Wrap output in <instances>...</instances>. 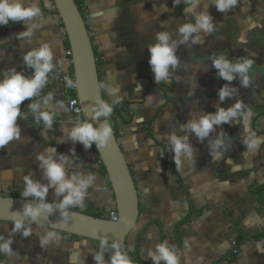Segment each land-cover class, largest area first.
<instances>
[{"label":"crops","instance_id":"obj_1","mask_svg":"<svg viewBox=\"0 0 264 264\" xmlns=\"http://www.w3.org/2000/svg\"><path fill=\"white\" fill-rule=\"evenodd\" d=\"M81 1L100 62L102 96L116 107L117 140L138 196V218L126 249L134 246L138 232L146 228L139 254L148 264H155L149 252L165 242L177 254L179 264H264V233L241 243L239 254L232 253L231 245L238 230L245 234L264 230V202L252 191L264 184V0H238L226 13L219 12L213 0H200L195 11L211 14L214 31L201 30L187 41L179 28L195 23V16L185 13V0L179 5L174 0ZM29 3L41 8L42 17L34 21L41 27L34 29L29 40L20 38L27 30L23 22L0 25V80L13 68L31 77L34 69L26 66L23 57L45 42L52 45L56 68L40 95L21 105V139L0 149V194L23 193L25 175L48 185L37 156L55 147L57 158H68L69 175L97 177L84 206L76 208L108 214L116 209L115 201L100 161L65 131L81 121L68 110L60 81L69 65L61 20L51 0H24L25 6ZM160 32L169 34L179 65L169 68L170 82L158 84L149 63V46L157 42ZM197 37L201 42L193 43ZM221 57L232 64L253 62L248 87L242 86L238 73L231 82L219 76L215 60ZM224 87L232 94L221 101L219 93ZM50 94L53 98L45 108L44 100ZM237 102L243 104L238 115L215 125L203 140L187 130L193 119L215 114L219 108L227 110ZM31 103H40L41 111L54 115L51 129L37 122ZM172 135L187 137L191 146L190 155L182 154L179 168L170 143ZM62 199L49 187L47 202L58 204ZM191 206L199 213L180 226L177 238L175 224ZM28 230L31 235L25 237ZM49 233L54 235L45 243ZM8 241L12 253L0 252V264H96L94 257L101 251L105 264H110L114 253L113 242L102 250L97 240L26 224L14 231V222L0 221V245Z\"/></svg>","mask_w":264,"mask_h":264},{"label":"clouds","instance_id":"obj_2","mask_svg":"<svg viewBox=\"0 0 264 264\" xmlns=\"http://www.w3.org/2000/svg\"><path fill=\"white\" fill-rule=\"evenodd\" d=\"M176 5H179L180 0H174ZM187 7L185 13H192L195 16V23L182 24L179 32L184 41L192 37L193 33H199L203 30L206 33L214 31L213 18L211 14L205 10L196 13L195 9L199 5L200 0H185ZM217 10L221 13H226L231 7L237 5L238 0H213ZM47 7H51L46 3ZM42 17V10L38 3H29L27 6L24 0H0V25H8L12 22H23L27 26V30L20 33V38L31 39L33 31L40 24L34 23ZM157 42L149 46L150 66L155 73V80L159 84L161 82H170L169 68H175L179 65V60L176 55L175 45L170 44V36L167 32H160L157 34ZM201 42L197 37L193 43ZM24 61L28 68L34 69L31 77L18 72L15 68L4 72V78L0 80V149L5 148L13 141L21 139V128L18 120L22 117L21 105L26 100H35L40 95L42 90L48 84L49 75L55 70L54 64L55 56L52 45L48 42L42 43L40 47L28 51L24 55ZM63 62H61L62 64ZM251 60H244L232 64L223 57L215 60V67L219 70V76L226 81H233L234 74L238 73L242 78V86L248 87L250 84L249 71L252 68ZM69 88L77 87L72 79L66 80ZM139 91V89L137 88ZM118 91V89H113ZM231 90L224 87L220 90V100L223 101L231 95ZM51 94L45 98L44 106L49 107V101L52 100ZM32 113L37 114V122L43 121L44 125L51 129L54 123V115L49 111H41L40 103H31L29 105ZM243 108V104L237 102L233 107L225 110L219 108L215 114H207L201 116L198 120L193 119L187 125V130L194 132L196 136L203 140L213 130L214 126L229 122L232 117L238 115V110ZM95 113L94 119L99 121L101 116L108 117L112 112V107L102 102L100 99L94 101V105L90 109ZM67 135L73 142H79L84 145L86 150H90L93 143L96 144L97 149L101 150L107 147L113 139V130L109 126L107 119L95 127L93 123L83 122L77 123L70 131L65 130ZM170 143L175 153V165L177 168L181 164V156L185 152L191 154V146L187 143V137L181 138L176 135L170 137ZM46 153H40L37 156L39 166L43 170L44 177L48 181V185L41 184L35 181L31 175L23 177L24 183V197H33L40 201L36 206L27 204L23 213L15 212L12 214L14 222V231H20L24 227V218L30 217L33 221L38 220L42 214H51L57 209L61 213L60 224L66 225L74 213L71 215L68 212L69 208L83 207L84 202L88 197V189L93 186L97 177L91 173L87 176L82 173H73L69 175L66 165L69 163L66 156L60 155L57 158L55 147L46 149ZM73 154H75L73 152ZM49 187L55 189L58 197L63 199L53 206L47 203V194ZM115 220V218H114ZM124 223L126 221L122 220ZM31 235V230L25 231L24 236ZM54 233H49L45 238L46 243ZM101 249L108 247V238L100 240ZM111 248L114 253L111 256L110 264H133L132 258L127 252L123 251L122 243L119 238L112 243ZM0 252L6 254L12 253L11 241L0 245ZM149 256L155 261V264H160V261H166V264H179V258L175 251L171 249L168 244L161 243L156 247V251L149 252ZM96 264H105L103 251L96 254L94 257Z\"/></svg>","mask_w":264,"mask_h":264},{"label":"water","instance_id":"obj_3","mask_svg":"<svg viewBox=\"0 0 264 264\" xmlns=\"http://www.w3.org/2000/svg\"><path fill=\"white\" fill-rule=\"evenodd\" d=\"M52 2L63 24L70 46L74 80L78 85L76 94L82 109L81 123L90 122L98 127L107 119L112 128L109 117L101 116L99 121H96L94 119L95 113L90 110L95 100L100 99L102 102L104 100L95 54L85 20L74 0H52ZM94 145L97 149L95 143ZM97 152L111 185L117 211L115 220L89 215L69 208L70 217L73 213L74 215L66 225L59 223L61 213L58 209L51 214H42L36 221L27 217L24 218L23 222L26 225L45 227L91 240L100 241L103 238H108V242H115L119 238L123 251L127 252L125 240L134 229L139 213L138 196L133 176L114 131L111 143L101 150L97 149ZM39 203L40 201L31 197L0 194V221L13 222V213L20 212L22 214L27 204L36 206ZM47 203L53 204V206L57 204ZM122 220L126 222L124 223Z\"/></svg>","mask_w":264,"mask_h":264},{"label":"trees","instance_id":"obj_4","mask_svg":"<svg viewBox=\"0 0 264 264\" xmlns=\"http://www.w3.org/2000/svg\"><path fill=\"white\" fill-rule=\"evenodd\" d=\"M52 1V0H51ZM76 5L78 6L80 12H81V15L83 16V18L85 19V14H84V11L82 9V1L81 0H74ZM55 13H57V11L55 10ZM61 23V27L63 28L64 30V27H63V24L62 22ZM63 43H64V48L65 50H68L70 49V46H69V42H68V39H67V36L64 32V38H63ZM94 50V49H93ZM95 54V59H96V67H97V72H98V77H99V82H100V73H99V65H100V62L97 58V55L96 53L94 52ZM68 70H70L71 72L73 71V67H72V63L69 62V65H68ZM62 90L64 91V94H65V97L66 98H69V97H73L75 96V92L70 90L68 88V86L66 84H63L62 85ZM104 100V98H103ZM105 102V101H104ZM111 107H112V112L109 114V120H110V123H111V126L113 128V131H114V134L116 136V138L118 139V131H117V127H116V123H115V116H116V107L115 105L113 104H109ZM91 150L92 152L94 153V155L96 156V158L100 161V158H99V155H98V152H97V149L93 143L92 147H91ZM164 161L166 162V157L164 156ZM168 165V164H167ZM169 167H171V165H169ZM100 170H101V173L103 174V176L107 177V174H106V171H105V168L104 166L102 165V163L100 162ZM132 174V173H131ZM109 183V181H108ZM109 188L111 189V185L109 183ZM112 190V189H111ZM257 196H258V199L259 201L261 202H264V184L263 185H260V186H257L255 188H253L252 190ZM10 196H14V197H24L23 196V193L19 192V191H15V192H12L11 194H9ZM72 209H75L77 211H81V212H84L86 214H89V215H93V216H98V217H106V218H109V214H107L105 211H92V210H89V209H77V208H72ZM116 211V209H115ZM199 213V211L197 210H194L192 208V206L190 207V210L189 212L184 216L182 217L176 224H175V227H174V233H175V236L178 238V230L180 228L181 225H183L184 223L190 221L192 219L193 216L197 215ZM146 228H144L143 230H141L140 232H138L136 238H135V242H134V246L131 248V249H128L127 250V253L128 255L132 258L133 260V264H148L146 263L141 257H140V254H139V245H140V237H141V234L143 233V231L145 230ZM133 232V230L128 234V236L126 237V240H125V246L127 248V244H126V241L127 239L129 238V236L131 235V233ZM264 233V230L262 231H258V232H255L253 234H245L242 230H238V235L236 237V246L238 248V246L243 243L246 239H249V238H258L260 235H262ZM71 236H74L76 237L75 235H71ZM162 240L164 241V236H162Z\"/></svg>","mask_w":264,"mask_h":264},{"label":"built area","instance_id":"obj_5","mask_svg":"<svg viewBox=\"0 0 264 264\" xmlns=\"http://www.w3.org/2000/svg\"><path fill=\"white\" fill-rule=\"evenodd\" d=\"M82 9L84 10L83 5H82ZM65 55L68 57L69 62L71 63V51H70V49L65 50ZM67 79H72L73 82L75 83L73 71L71 72L70 70H66L60 74V81L62 84L67 85V83H66ZM69 89L75 92V96L66 98L67 108L73 114V116H75L80 121H82V109H81V106L79 104V100H78V97L76 94V87L75 88H69ZM108 214H109L110 219L114 220V218L115 219L117 218V211H115V210L110 211ZM231 245H232V253L233 254H239V250L236 246V241H233L231 243Z\"/></svg>","mask_w":264,"mask_h":264}]
</instances>
